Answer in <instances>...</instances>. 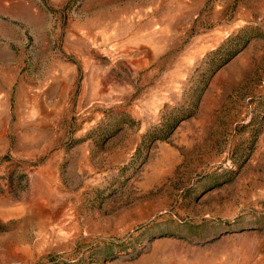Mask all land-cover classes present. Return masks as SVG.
I'll list each match as a JSON object with an SVG mask.
<instances>
[{
  "label": "rangeland",
  "instance_id": "obj_1",
  "mask_svg": "<svg viewBox=\"0 0 264 264\" xmlns=\"http://www.w3.org/2000/svg\"><path fill=\"white\" fill-rule=\"evenodd\" d=\"M0 264H264V0H0Z\"/></svg>",
  "mask_w": 264,
  "mask_h": 264
}]
</instances>
